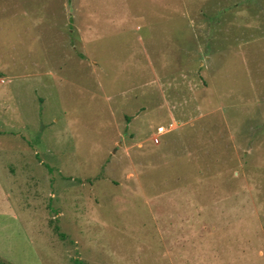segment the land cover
<instances>
[{"label":"rangeland","instance_id":"1","mask_svg":"<svg viewBox=\"0 0 264 264\" xmlns=\"http://www.w3.org/2000/svg\"><path fill=\"white\" fill-rule=\"evenodd\" d=\"M0 261L264 264V0H0Z\"/></svg>","mask_w":264,"mask_h":264},{"label":"built area","instance_id":"2","mask_svg":"<svg viewBox=\"0 0 264 264\" xmlns=\"http://www.w3.org/2000/svg\"><path fill=\"white\" fill-rule=\"evenodd\" d=\"M166 132H167V131L165 130V128H163V127H158V128H157V136L154 137V142H155V143H158V137L164 135Z\"/></svg>","mask_w":264,"mask_h":264},{"label":"trees","instance_id":"3","mask_svg":"<svg viewBox=\"0 0 264 264\" xmlns=\"http://www.w3.org/2000/svg\"><path fill=\"white\" fill-rule=\"evenodd\" d=\"M0 264H9V263H3V262L0 261Z\"/></svg>","mask_w":264,"mask_h":264}]
</instances>
